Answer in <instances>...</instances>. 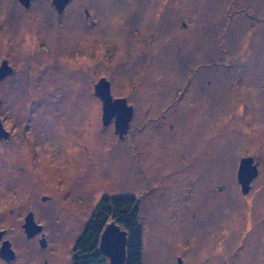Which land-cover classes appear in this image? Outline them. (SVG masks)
I'll return each mask as SVG.
<instances>
[{
    "label": "rangeland",
    "instance_id": "1",
    "mask_svg": "<svg viewBox=\"0 0 264 264\" xmlns=\"http://www.w3.org/2000/svg\"><path fill=\"white\" fill-rule=\"evenodd\" d=\"M52 1L0 0L11 264H74L103 198L139 200L143 264H264V0H71L62 15ZM100 79L133 107L124 139L103 125ZM246 157L259 173L244 195Z\"/></svg>",
    "mask_w": 264,
    "mask_h": 264
},
{
    "label": "water",
    "instance_id": "2",
    "mask_svg": "<svg viewBox=\"0 0 264 264\" xmlns=\"http://www.w3.org/2000/svg\"><path fill=\"white\" fill-rule=\"evenodd\" d=\"M31 1L32 0H19L26 8L29 7ZM70 1L71 0H53L52 3L56 7L57 12L61 14ZM7 72L8 70L5 65L0 68V80L7 75ZM94 93L102 103L103 125L109 126L114 122L115 133L121 139H124L130 129V122L134 114L133 107L129 106L124 98H113L111 94V85L106 79H100L98 83L95 84ZM4 136L6 137L5 130L0 121V138ZM258 173V167L254 164L251 157L243 158L240 161L237 179L244 195L249 193L251 183L258 176ZM23 228L28 238H30L40 231L41 226L37 225L33 215L30 214L26 218ZM4 234V231H0V240L3 238ZM41 245L45 247L46 243L42 241ZM127 245V232L122 230V228L114 222L108 223L100 238L99 251L109 259V264H126ZM0 257L9 262L15 260V253L9 241L3 242L0 248ZM178 264H182L181 259H179Z\"/></svg>",
    "mask_w": 264,
    "mask_h": 264
},
{
    "label": "trees",
    "instance_id": "3",
    "mask_svg": "<svg viewBox=\"0 0 264 264\" xmlns=\"http://www.w3.org/2000/svg\"><path fill=\"white\" fill-rule=\"evenodd\" d=\"M140 203L135 198H103L90 222L77 240L74 264H107L99 251L103 231L114 222L128 235L126 264H143V229L140 226ZM82 256V261L80 259Z\"/></svg>",
    "mask_w": 264,
    "mask_h": 264
},
{
    "label": "flooded vegetation",
    "instance_id": "4",
    "mask_svg": "<svg viewBox=\"0 0 264 264\" xmlns=\"http://www.w3.org/2000/svg\"><path fill=\"white\" fill-rule=\"evenodd\" d=\"M15 1H16V0H15ZM34 1H35V0H32L31 3H30V5H29V7H27V8H26L25 6H23L21 3L18 4V6H19L20 8L25 9V10H23V11L28 12V11H30V10L33 8V6H34L33 2H34ZM18 2H19V0H18ZM15 5L17 6V4H15ZM52 5H53V3H52ZM53 7H54L55 11L57 12L56 7H55L54 5H53ZM66 7H67V6H66ZM66 7H65V9H66ZM65 9H64V11H66ZM10 11H14L12 14H10L12 17L15 16V11H19V13L22 14L21 10H15V9H13V10H10ZM64 11H63L61 14L57 12V14H58V15H62V14L64 13ZM1 22H2V18H1ZM2 24H3V29H2L1 32L4 33V30H5V27H6V23H4V21H3ZM25 39H26V38L20 39V40L17 42V44H18V43H21V44L24 45V43L27 42ZM8 50H9V47H3V46L0 44V53H6V54H5V57L1 60L0 68H2V67L5 65V66H6V69L8 70L7 75H6L2 80H0V84H2L3 82H6V80H7L8 78H10V77L14 74V72H15V70H16V68H15V66H14V63H12V62L10 61V56H11V55H10L9 53H7ZM0 55H1V54H0ZM94 86H95V85H94ZM0 105H1V101H0ZM0 109H1V107H0ZM0 119H1V118H0ZM1 125H2V127L4 128V130H5L6 137L4 136V137H1L0 139L9 138V136H10V132L7 131V129L4 127V124H3L2 120H1ZM42 201H45V200L42 198ZM30 214H32V213H29V214L25 217V220H26V218H27ZM32 215H33L34 221L37 223V221L35 220L36 217H34V213H33ZM37 225H38V226H41V225H39V224H37ZM23 226H24V225H22V228H23ZM45 229H46L45 227L41 226L40 231L37 232V233L35 232L36 234H34V235H33L32 237H30V238H28V236H27V234H26L24 228H23V232H24L26 238L28 239V241H30V242H35V243H36L37 245H39L43 250H46V249L48 248V236H47V231H45ZM0 231H4V232H5L3 238L0 240V248H1L3 242H5V241H9V240L7 239V230H6V229H0ZM42 241H44V242L46 243V246H45V247H43V246L41 245ZM9 242H10V241H9ZM10 243H11V242H10ZM11 247H12V243H11ZM12 249H13V248H12ZM13 251H14V250H13ZM14 253H15V251H14ZM15 258H16V253H15ZM14 261H15V260H14ZM14 261L9 262V261H7V260H5V259H2V258L0 257V263H2V264H11V263H13Z\"/></svg>",
    "mask_w": 264,
    "mask_h": 264
}]
</instances>
